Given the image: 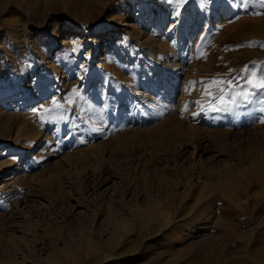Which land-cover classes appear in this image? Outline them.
<instances>
[{
  "label": "rangeland",
  "instance_id": "1",
  "mask_svg": "<svg viewBox=\"0 0 264 264\" xmlns=\"http://www.w3.org/2000/svg\"><path fill=\"white\" fill-rule=\"evenodd\" d=\"M246 8L0 0V264H256L264 124L252 117L264 114L243 101L200 112L201 85L185 91L264 65V15H255L264 10ZM205 149L210 158L194 165ZM196 173L202 183L175 200V185ZM148 209L146 233L135 213ZM102 253L108 260L96 262Z\"/></svg>",
  "mask_w": 264,
  "mask_h": 264
},
{
  "label": "snow or ice",
  "instance_id": "2",
  "mask_svg": "<svg viewBox=\"0 0 264 264\" xmlns=\"http://www.w3.org/2000/svg\"><path fill=\"white\" fill-rule=\"evenodd\" d=\"M247 5H259L264 10V0H239V6L247 10ZM179 15V13H177ZM255 15H264V11H257ZM252 45H249L251 47ZM264 47V45H261ZM243 80L241 84L240 81ZM201 85L200 99L193 101L195 107L200 112H234L240 106V101L246 104L258 103V111L264 114V65L253 63L251 66H245L241 70V75L232 80L223 78H213L209 81H190L185 91L191 95L196 90L197 85ZM231 89V91H229ZM56 105V102L53 101ZM58 107V105H56ZM189 108L186 102L182 111ZM44 113H49L52 109H44ZM199 115V112H193V116ZM62 119V117H60ZM254 122L264 124V116L252 117ZM85 143L86 141H80Z\"/></svg>",
  "mask_w": 264,
  "mask_h": 264
},
{
  "label": "bare ground",
  "instance_id": "3",
  "mask_svg": "<svg viewBox=\"0 0 264 264\" xmlns=\"http://www.w3.org/2000/svg\"><path fill=\"white\" fill-rule=\"evenodd\" d=\"M117 26H121V25H117ZM71 31V30H70ZM98 33V32H97ZM102 34V33H101ZM98 35V34H97ZM95 41V40H94ZM177 81V80H176ZM176 81H175V85H174V87H175V89L176 90H178V86H179V84H176ZM179 83V82H178ZM170 88V87H169ZM176 90H174V89H171V91H170V97H173V95L175 96V94H179ZM168 97H169V95H168ZM173 99V98H172ZM171 99V100H172ZM162 105V104H161ZM158 108V107H157ZM177 143V142H176ZM175 149V148H174ZM197 156L198 157V161H195V158H194V156ZM210 155V152H208V150H204V151H200L198 154H195L194 153V156H193V159H192V162L194 163V165L195 164H197V162H201V161H203L204 160V158L205 157H207V156H209ZM190 157V156H189ZM213 157V156H212ZM191 158V157H190ZM209 158H210V156H209ZM209 162V161H208ZM185 163H188V159L187 158H185L184 160H183V162H182V165H184ZM199 165H201V164H199ZM202 166V165H201ZM198 167H196V169H197ZM202 169V168H201ZM200 169V170H201ZM205 170H207V169H205ZM195 171H197V170H195ZM194 171V172H195ZM205 172V171H204ZM179 174V173H178ZM197 174V173H196ZM210 174V173H209ZM201 175H203V173H199V174H197V177L195 178V179H193V180H190V181H188L189 180V177L187 176L186 177V179H185V177H184V181H182V179L181 180H179V184H177V185H175L176 186V188H175V191H173L174 193V198H176L175 200H180L179 198H180V196H181V194L183 193V192H191V191H193L198 185H200V183H202L201 181H200V179H201ZM178 176V175H177ZM193 177V176H192ZM191 177V178H192ZM179 178V177H178ZM239 180V179H238ZM185 181H188V182H185ZM7 182V181H6ZM177 182V181H176ZM104 184V183H103ZM248 184H249V187L251 188L252 187V182H248ZM179 187V188H178ZM119 196V195H118ZM173 196V195H172ZM120 200V199H119ZM122 200V199H121ZM23 205H24V208L26 207V203H22ZM176 204H177V206L174 208H172L171 209V211H172V213H176V212H181V207H180V205H178V202H176ZM18 206V205H17ZM154 206V205H153ZM148 208H151V205H148L147 206ZM28 208V207H27ZM156 209V208H155ZM17 211V210H16ZM154 210L153 209H148V210H146V211H144V212H136L135 213V217L137 218L138 217V220H137V229L138 230H140V231H145L146 233H148V232H150V231H152V229L154 228L153 227V224H152V220H153V212ZM20 212V211H19ZM14 214V213H13ZM21 215V213L20 214H18V216L19 217H21L22 218V216H20ZM173 215V214H172ZM14 216H11V218L14 220V218H13ZM19 217H16V218H19ZM132 217H133V215H132ZM11 219V220H12ZM12 220V221H13ZM176 219L175 218H172V220L170 221V223L169 224H172V222L173 221H175ZM13 223V222H12ZM18 223V222H17ZM16 223V224H17ZM19 224V223H18ZM20 226V225H19ZM242 228V227H241ZM8 229V228H7ZM18 230H20V228L18 227ZM21 232V231H20ZM246 233V232H245ZM245 233H243L242 235H240V236H236L237 238H236V240H235V242L237 241V243L238 242H240L239 244H240V246H242V245H244L245 243H246V240L247 241H249V239H246V236H244V234ZM262 233H264V232H262ZM23 235V234H22ZM125 236H124V238H123V240H122V243H127V242H129L130 241V239L133 237V235H132V233H131V229H130V227L128 226V229L125 231V234H124ZM262 235V234H261ZM16 239V238H15ZM105 242V241H104ZM262 242V241H261ZM233 243H234V241H233ZM264 244V243H263ZM103 245V244H102ZM241 249H242V247H241ZM19 251V250H18ZM23 260H25L24 262H26V261H28V257L25 255V253L23 254ZM248 259H250V260H248V261H250V262H252L253 263V261H255V263L256 264H264V246L259 250V251H257V252H255L253 255H251V256H249V258ZM108 260V256L106 255V254H101L100 255V257H96V262H100V263H104L105 261H107ZM16 263V264H18V260H13L11 263ZM10 263V264H11ZM27 263V262H26ZM34 264V263H33ZM36 264V263H35ZM230 264H234L232 261L230 262Z\"/></svg>",
  "mask_w": 264,
  "mask_h": 264
}]
</instances>
